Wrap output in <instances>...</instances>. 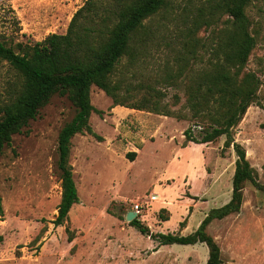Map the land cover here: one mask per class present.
<instances>
[{"label": "rangeland", "instance_id": "obj_1", "mask_svg": "<svg viewBox=\"0 0 264 264\" xmlns=\"http://www.w3.org/2000/svg\"><path fill=\"white\" fill-rule=\"evenodd\" d=\"M169 1L170 6L149 23L155 40L137 65L131 66L124 57L116 69L114 80H123L124 106L112 108V99L91 87V105L102 114L92 113L89 124L100 141L87 134L72 138L73 147L87 141L92 155L88 169L79 171L76 179L79 203L63 226L52 224L61 199L57 139L75 115L71 102L53 96L4 148L0 264H207L206 245L159 246L151 235H192L210 212L232 198L236 156L232 148L223 150L225 137L193 148L183 135L190 129L197 137L196 126L202 130L211 125L208 117L196 119L189 110L184 77L190 75L189 69L200 71L212 62L227 18L221 17L216 26L201 23L189 34L204 0H192L193 5L190 0ZM85 2L0 0V40L17 52V44L63 35ZM246 16L255 45L245 71L258 80V91L256 105L233 130V139L245 150L257 183L264 187V0L252 1ZM206 17L204 13L202 18ZM182 56L190 58L191 68L175 80L176 61ZM18 87L16 72L0 60V118ZM126 89L131 99L125 98ZM158 93L160 105L174 115L125 107L139 106L143 96L153 101ZM103 143L119 148V170L104 172V179L98 166ZM184 144L190 148L182 150ZM180 152L181 166L176 163ZM129 153L136 154L131 162L126 158ZM134 204L142 207L137 220L148 229L145 234L126 221ZM205 233L218 246L221 264H264V191L244 184L240 210L211 221Z\"/></svg>", "mask_w": 264, "mask_h": 264}, {"label": "trees", "instance_id": "obj_2", "mask_svg": "<svg viewBox=\"0 0 264 264\" xmlns=\"http://www.w3.org/2000/svg\"><path fill=\"white\" fill-rule=\"evenodd\" d=\"M252 1L204 0L197 10L194 27L188 33L192 34L201 23L207 27L216 26L221 17L227 18L217 37L219 41L213 60L200 71H195L188 62L190 58L182 56L176 61L179 64L174 72L176 80L191 68L190 75L184 77L186 103L194 118L208 117L211 121L210 126L197 132V137L192 130H186L183 133L185 144H210L225 137L223 150L232 148L235 153L232 198L224 207L210 212L192 235L157 234L151 235V239L159 246L204 244L209 252L207 264H221L218 246L205 233L207 225L240 210L244 184L249 183L264 191L256 181V173L246 159L245 150L233 139V130L257 100L258 80L245 71L255 45L246 16V8ZM169 6V0H86L73 15L63 35L51 34L32 45L17 44V52L0 40V60L16 72L19 81L16 97L2 108L0 157L13 136L21 134L53 96L66 97L75 108L74 117L60 130L57 139L61 199L52 222L55 227L63 226L71 208L79 203L69 164L71 139L77 134H87L100 141L89 124L92 113L102 114L91 105V87L110 97L112 108L124 106L120 94L123 80H114L116 69L124 57L131 61V66L137 65L138 57L142 58L143 51L155 40L156 34L149 23ZM204 13L207 17L203 19ZM124 75L132 77L137 74L125 72ZM124 93L126 99H131L128 89ZM159 93L153 101L143 96L139 106L125 107L148 109L167 117L174 115L160 105ZM134 157L133 153L126 155L130 162ZM2 215L0 196V217ZM137 219L131 221L130 226L141 234L147 233L148 229Z\"/></svg>", "mask_w": 264, "mask_h": 264}, {"label": "crops", "instance_id": "obj_3", "mask_svg": "<svg viewBox=\"0 0 264 264\" xmlns=\"http://www.w3.org/2000/svg\"><path fill=\"white\" fill-rule=\"evenodd\" d=\"M77 135H81V134H77ZM131 147L133 149H136L135 146H131ZM194 147H199V146L193 145V148ZM189 148L190 147L181 148V149L184 150V149H189ZM98 150H99L98 151V158H99V161H98L99 165L98 166H100V168H101L100 172H102V176H103L102 179H104L105 178L104 172L110 171L113 174L114 172H117L119 170L118 164H117L119 148L117 146H114L113 144L111 146H108V145H106V143H103V144H101L100 148H98ZM91 153L92 152H91V149L89 147V143L87 141L81 143L80 146L73 147V142L71 139L69 164L72 167L73 180L75 182L77 194H78V185L76 182L77 176L79 174V171H85L86 168L88 169L87 158L92 155ZM133 154H135V153H133ZM177 156H178V159H176V161H177L176 163H177V165L181 166L183 164V162H181V160H180V158L182 156V152L178 153ZM135 157H136V154H135ZM192 165L193 164L190 165L191 168H193ZM60 195H61V193H60ZM78 198H79V196H78ZM153 201H155V200H153ZM74 206H76V205H74Z\"/></svg>", "mask_w": 264, "mask_h": 264}, {"label": "built area", "instance_id": "obj_4", "mask_svg": "<svg viewBox=\"0 0 264 264\" xmlns=\"http://www.w3.org/2000/svg\"><path fill=\"white\" fill-rule=\"evenodd\" d=\"M195 129L197 130H201L199 126H196ZM131 212H135L137 214V217L136 218H139V215L141 214L142 212V207L140 204H134L133 207H132V210Z\"/></svg>", "mask_w": 264, "mask_h": 264}, {"label": "water", "instance_id": "obj_5", "mask_svg": "<svg viewBox=\"0 0 264 264\" xmlns=\"http://www.w3.org/2000/svg\"><path fill=\"white\" fill-rule=\"evenodd\" d=\"M136 217H137V214L135 213V212H127V214H126V221L128 222V223H130L131 221H133V220H135L136 219ZM148 236H150V234L148 233L147 234Z\"/></svg>", "mask_w": 264, "mask_h": 264}]
</instances>
